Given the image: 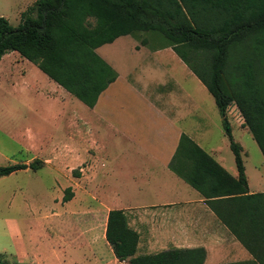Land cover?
Instances as JSON below:
<instances>
[{"label":"trees","instance_id":"obj_1","mask_svg":"<svg viewBox=\"0 0 264 264\" xmlns=\"http://www.w3.org/2000/svg\"><path fill=\"white\" fill-rule=\"evenodd\" d=\"M150 32L171 46L214 98L237 176L186 134L169 168L206 200L252 258L264 264V191L249 193L242 147L227 108L234 104L264 157V0H35L13 26L0 16V60L15 51L88 107L117 78L96 49L124 35ZM43 161L0 165V177ZM65 190L64 201L72 198ZM105 238L126 264H204L203 247L137 253L138 233L124 211L108 213ZM0 264H7L0 259Z\"/></svg>","mask_w":264,"mask_h":264},{"label":"crops","instance_id":"obj_2","mask_svg":"<svg viewBox=\"0 0 264 264\" xmlns=\"http://www.w3.org/2000/svg\"><path fill=\"white\" fill-rule=\"evenodd\" d=\"M144 33L151 42L143 38L139 45L136 36L124 35L96 49L98 53L104 46L118 47L122 37H129L130 63L122 74L113 66L116 61L105 47L103 54L98 53L115 69L117 78L99 95L93 107L85 105L87 114L83 116L75 113L83 111L82 106L80 111L75 110L79 104L73 99L77 98L46 74H40L35 64L15 51L5 53L0 60V66L10 56L13 59L6 64L11 66L26 61L29 74L35 73L41 80H34L31 86L30 77L23 78L22 94L26 90L48 105L58 103L60 110L54 113L53 123L64 130L65 126L69 128L64 137H50L51 152L42 160L43 164H71L83 159V210L79 211H83V234L67 238L71 239L72 248L83 250L74 264L90 262L89 256L99 264H126L114 256L105 238L112 209L123 210L128 225L138 233V254L203 247L204 264L249 260L251 254L219 220L205 198L169 168L182 134L204 149L199 93L207 89L171 46L158 35ZM231 116L227 112L229 124ZM240 119H234L236 127L247 129ZM75 126V131L70 129ZM72 131L75 133L71 135ZM212 152L208 153L237 176V169L226 167L220 147ZM106 181L112 182L111 190ZM247 181L249 193L264 191L251 188L248 177ZM65 214L57 211L52 217ZM54 224L50 233L62 235L64 231L55 228L60 225ZM18 232L24 253L26 247L19 226ZM100 246L107 247L112 256L101 259Z\"/></svg>","mask_w":264,"mask_h":264},{"label":"rangeland","instance_id":"obj_3","mask_svg":"<svg viewBox=\"0 0 264 264\" xmlns=\"http://www.w3.org/2000/svg\"><path fill=\"white\" fill-rule=\"evenodd\" d=\"M35 0H0V16L5 17L16 26L20 22V14ZM141 45V40L150 37L140 33L135 37ZM152 39V37H151ZM148 42V43H149ZM118 47H105L116 61L113 66L122 74L127 71L130 59V38L122 37ZM103 47V49H104ZM120 51H117L118 49ZM98 53L103 54L104 50ZM13 59V56L6 58ZM0 66V165L14 163L28 164L34 159H46L50 152V137H64L69 128L55 126L54 113L60 110L58 103H44L30 91L21 89V80L30 77V84L41 79L35 74H29V67L24 62ZM133 60V59H132ZM108 61V60H107ZM125 61L127 62L125 65ZM122 62V63H120ZM124 66V67H123ZM39 70V69H38ZM118 70V71H119ZM40 74H44L40 71ZM24 73V74H22ZM200 127L205 133L202 146L209 153L213 148L220 147L221 155L225 157V165L236 169L234 155L230 149L229 139L224 131L222 116L212 95L204 89L199 93ZM75 112L79 116L86 115L85 104L77 99ZM48 108L52 111L48 112ZM39 109V110H38ZM43 109V110H41ZM41 111V112H38ZM233 140L242 146V159L245 174L250 187L264 188V157L248 129L236 127V121L242 118L238 108L231 104L227 108ZM243 119V118H242ZM75 127L70 128L71 130ZM72 131L71 135L75 132ZM39 132V133H38ZM83 159H77L71 164L44 163L36 171L29 168L16 171L8 176L0 177V259L7 264H74L79 261L81 251L69 243L83 234ZM111 190L112 182L106 181ZM71 187L73 198L65 202V190ZM63 214L53 218L54 212ZM82 214V215H81ZM56 222L62 235L50 233ZM19 230L25 243L26 251L19 239ZM56 230V229H55ZM65 243V244H64ZM98 256L104 260L112 256L107 247L98 248ZM90 258L86 264H99L96 258ZM83 264V262L78 263Z\"/></svg>","mask_w":264,"mask_h":264}]
</instances>
